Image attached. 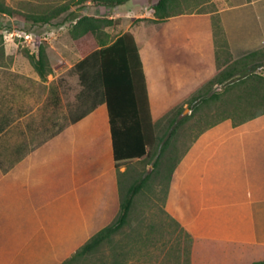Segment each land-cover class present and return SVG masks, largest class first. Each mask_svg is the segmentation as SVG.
Instances as JSON below:
<instances>
[{
	"label": "crops",
	"instance_id": "0c3cea01",
	"mask_svg": "<svg viewBox=\"0 0 264 264\" xmlns=\"http://www.w3.org/2000/svg\"><path fill=\"white\" fill-rule=\"evenodd\" d=\"M159 1L131 0L113 9L93 6L96 11L87 15L111 20L108 35L118 25L122 28L119 36L132 33L135 37L153 121L160 110L171 108L214 79L217 96L224 94L221 102L235 108L240 91L231 81L240 77L238 63L264 50V0H210L208 4L217 1L221 5L204 14L178 11L177 4H169L158 20L155 7ZM214 16L220 18L229 59L218 55ZM55 27L47 33L50 71L44 79L31 63L21 67L14 60L12 66L0 65V264H63L112 223L119 211L113 194L112 221L91 227L86 209L89 198L83 192L88 182L110 173L113 192L119 188L111 130L109 125L110 154L91 164L92 153L82 137L97 106L93 103L89 116L77 114L80 87L76 90L74 85L80 73L70 72L81 61L56 63L52 48L62 43L51 35L66 30V23ZM260 78L262 85L264 75ZM252 91L256 92L255 86ZM66 92L71 99H66ZM225 123L222 126L229 129L219 126L215 135L203 137L202 149L185 161L168 206L175 220L195 238L264 249V112ZM99 166L102 171L95 173Z\"/></svg>",
	"mask_w": 264,
	"mask_h": 264
},
{
	"label": "rangeland",
	"instance_id": "374dc122",
	"mask_svg": "<svg viewBox=\"0 0 264 264\" xmlns=\"http://www.w3.org/2000/svg\"><path fill=\"white\" fill-rule=\"evenodd\" d=\"M5 2L16 14L7 16L0 13V65L2 66H12L16 60H19L17 64L21 67L24 63L30 64L26 53L38 54L40 47L50 48L48 45L50 36L47 33L51 28L56 29L55 26L63 21L66 23V30L52 31L53 35H51L52 39L58 38L62 43L61 46L60 43L59 46L55 44L51 52L53 59L57 64L60 62V65L64 59L72 65L78 64L99 49L100 43L109 44L122 32H120L122 28L116 25L111 35L107 33L111 29L105 28L98 37L88 34L83 39L73 40L71 30L74 22L79 17L96 11V9L92 11L94 5L90 2L80 3L79 0H5ZM208 2L210 0H180L177 7L178 11L187 10L196 12L195 14H204L213 12L221 5L217 1L214 4ZM60 7L69 9L49 23L53 26L51 28L44 24H35L30 20L31 17L43 15ZM26 34H33L32 43L27 42L24 37ZM6 53L12 56L6 57ZM223 59H227L226 55ZM64 66L69 68V64L64 63ZM70 75H79V71L72 68ZM261 75H264V62L258 61L250 66L248 71L241 72L240 77L231 81L235 83L233 87L240 91V103L236 104L235 108L231 107L232 104L221 102L220 97L224 94L220 93L217 96L214 84L210 85V81H207L194 93L179 99L171 108L160 110L155 119L156 135L164 140L171 138V146L162 160L167 163H162L159 167L161 175L156 174L157 169L154 168L157 155L152 160L144 159L128 170H122L125 174L116 172L121 185L118 192H113L111 188L113 174L107 173L99 179L88 182L83 192H86L89 198L86 209L91 227L94 228L103 220L112 221L110 216L113 194L114 200L118 199L120 203L123 194L133 182L148 174L153 176L149 187L145 188L136 199L129 225L114 238L113 243L105 245L91 259H82L76 264H237L264 259V249L195 238L182 224L178 222L181 227L177 224L168 206L169 194L176 182L177 174L183 169L185 161L192 160L191 157L202 149L204 138L206 140L209 135H215L219 126L220 130L229 129L230 126H222L225 122L248 120L264 112V84L259 83ZM77 81L74 85L76 90L80 87L77 114L89 116L93 111V103L97 106V111L91 114L89 119L90 125L85 126L86 134L82 137V142L92 153L89 157L90 163L93 164L98 157L110 154L108 117L103 111L101 100L94 98L92 90L89 92V81L79 76ZM208 86L210 90L204 95ZM254 86L256 92L252 91ZM66 93H69L66 99H71V93ZM199 94L201 97H197ZM205 98L209 99L208 102L204 101ZM255 106L258 108L256 109ZM171 122L174 126L170 125ZM173 131L172 136L170 134ZM93 153H96V158H93ZM172 168L170 180L168 176ZM187 188L185 186L184 190L186 191ZM117 216L118 214L113 219L115 220Z\"/></svg>",
	"mask_w": 264,
	"mask_h": 264
},
{
	"label": "trees",
	"instance_id": "16d2710c",
	"mask_svg": "<svg viewBox=\"0 0 264 264\" xmlns=\"http://www.w3.org/2000/svg\"><path fill=\"white\" fill-rule=\"evenodd\" d=\"M129 1L131 0H79L80 3L90 2L94 6L112 9ZM179 1L160 0L155 7L156 18L161 20L163 18L161 13L166 10L167 6L177 4ZM68 9V7H60L43 15L31 17L30 20L35 24L46 25ZM0 13L7 16L16 14L6 4L5 0H0ZM112 24L113 22L106 17H79L71 30V36L74 40L88 34L98 37L105 28L112 26ZM213 30L218 55H226L229 59L228 42L218 16L213 17ZM26 56L33 68L44 79L50 71L46 49L40 47L38 54L27 52ZM263 58L264 50L252 53L240 60L238 70L240 72L248 71L250 65L254 64L257 59ZM76 69L80 73V78L89 81L88 86L94 92V98L101 100L108 114L113 147V167L118 171V174H125L121 172L122 168L128 170L138 162H142L144 159L152 160L158 155L154 168L157 169L156 174L161 175L159 167L162 163H167L166 161L162 162V160L171 146V138L164 140L156 135V125L151 114L144 66L139 46L133 34L125 33L111 44L100 43L99 49L81 61ZM215 82L214 79L209 84L213 85ZM209 88L208 86L204 95L208 93ZM197 97H201L200 94ZM208 100L207 98L204 99L205 102ZM170 125L174 126V123L171 122ZM174 131L170 135L173 136ZM102 169L100 166L97 167L95 173H100ZM172 173L173 168L169 172L168 178L170 180ZM152 179L153 176L148 174L133 182L122 196L117 218L93 235L80 250L63 264H76L79 260L91 259L105 245L113 243L114 238L129 225L136 199L144 192L145 188L149 187ZM118 185L121 186L119 180ZM177 224L181 227L178 222ZM237 264H264V259L252 263Z\"/></svg>",
	"mask_w": 264,
	"mask_h": 264
},
{
	"label": "built area",
	"instance_id": "2783aa9c",
	"mask_svg": "<svg viewBox=\"0 0 264 264\" xmlns=\"http://www.w3.org/2000/svg\"><path fill=\"white\" fill-rule=\"evenodd\" d=\"M25 39L27 40L28 43L33 42V34H26L24 35Z\"/></svg>",
	"mask_w": 264,
	"mask_h": 264
}]
</instances>
